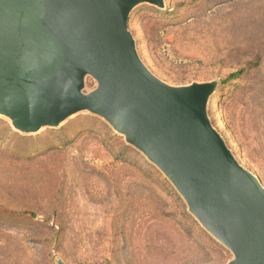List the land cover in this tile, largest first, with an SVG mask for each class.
<instances>
[{"label":"rangeland","instance_id":"rangeland-1","mask_svg":"<svg viewBox=\"0 0 264 264\" xmlns=\"http://www.w3.org/2000/svg\"><path fill=\"white\" fill-rule=\"evenodd\" d=\"M130 14L145 66L179 87L217 80L207 113L264 187V0H163ZM238 70L242 74L222 81ZM96 84L86 79L85 92ZM166 178L101 119L21 134L0 117V264H226Z\"/></svg>","mask_w":264,"mask_h":264},{"label":"water","instance_id":"water-1","mask_svg":"<svg viewBox=\"0 0 264 264\" xmlns=\"http://www.w3.org/2000/svg\"><path fill=\"white\" fill-rule=\"evenodd\" d=\"M142 4L164 8L163 0H0V117L25 135L80 113L101 119L230 252L226 264H264V187L207 113L219 82L174 87L150 72L128 30ZM87 78L96 86L86 93Z\"/></svg>","mask_w":264,"mask_h":264},{"label":"trees","instance_id":"trees-1","mask_svg":"<svg viewBox=\"0 0 264 264\" xmlns=\"http://www.w3.org/2000/svg\"><path fill=\"white\" fill-rule=\"evenodd\" d=\"M242 70H238V71H236V72H234V73H232V74H229L223 81H222V83H226V82H228V81H230V80H233V79H236V78H238L241 74H242Z\"/></svg>","mask_w":264,"mask_h":264}]
</instances>
